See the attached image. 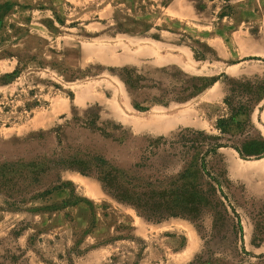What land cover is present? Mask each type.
Segmentation results:
<instances>
[{"label":"rangeland","instance_id":"obj_1","mask_svg":"<svg viewBox=\"0 0 264 264\" xmlns=\"http://www.w3.org/2000/svg\"><path fill=\"white\" fill-rule=\"evenodd\" d=\"M172 1L0 0V264H190L202 252L192 222L146 220L96 177L52 169L57 140L34 139L88 113L138 137L215 132L225 76L264 78V0H177L166 10ZM124 67L166 83L175 81L162 69L220 80L187 102L139 109ZM252 121L264 134V107ZM221 154L245 188L242 264H264L249 213L264 207V157Z\"/></svg>","mask_w":264,"mask_h":264},{"label":"trees","instance_id":"obj_2","mask_svg":"<svg viewBox=\"0 0 264 264\" xmlns=\"http://www.w3.org/2000/svg\"><path fill=\"white\" fill-rule=\"evenodd\" d=\"M161 72L175 83L154 79L133 67L119 71L135 107L187 102L220 80L218 76H182L167 69ZM225 78L226 113L218 118L215 132L188 127L170 135L138 137L122 123L88 113L74 115L34 139L57 140L60 151L49 160L52 169L96 177L108 193L146 220L192 222L204 248L190 264H242L249 253L238 211L245 188L229 177L221 149L232 148L244 159L264 157V134L252 121L256 107L259 111L264 107L258 106L264 100V78ZM252 206V242L259 246L264 243V207ZM217 250L221 257L213 255Z\"/></svg>","mask_w":264,"mask_h":264},{"label":"crops","instance_id":"obj_3","mask_svg":"<svg viewBox=\"0 0 264 264\" xmlns=\"http://www.w3.org/2000/svg\"><path fill=\"white\" fill-rule=\"evenodd\" d=\"M176 1H177V0H173L172 3H170L168 6L165 7V9L168 10V11H169V10H170V11H173V10L171 9V7L175 4ZM165 16H167V12H164V13L162 14V18L165 19ZM168 16H169V15H168Z\"/></svg>","mask_w":264,"mask_h":264}]
</instances>
